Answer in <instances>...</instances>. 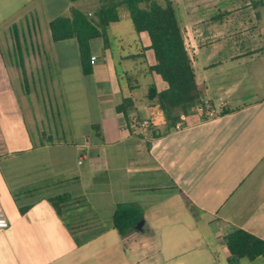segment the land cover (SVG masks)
I'll return each instance as SVG.
<instances>
[{
  "label": "crops",
  "instance_id": "crops-1",
  "mask_svg": "<svg viewBox=\"0 0 264 264\" xmlns=\"http://www.w3.org/2000/svg\"><path fill=\"white\" fill-rule=\"evenodd\" d=\"M239 1L172 0L199 99L171 126L135 75L165 88L146 33L119 40V70L103 31L84 75L49 23L96 0H0V264H264L225 243L264 241V9ZM119 204L142 211L123 234Z\"/></svg>",
  "mask_w": 264,
  "mask_h": 264
},
{
  "label": "trees",
  "instance_id": "trees-1",
  "mask_svg": "<svg viewBox=\"0 0 264 264\" xmlns=\"http://www.w3.org/2000/svg\"><path fill=\"white\" fill-rule=\"evenodd\" d=\"M76 2L79 0H68ZM93 12L71 9L69 16L57 17L49 23L53 41L75 39L78 45L81 71L91 74V41L103 35L105 27L119 20V9L126 8L134 31L146 33L149 49L153 54L151 73L164 83L162 90L155 84L147 87L146 96L155 100L158 109L173 126L179 115L194 112L199 91L195 82L191 60L185 49L182 29L172 0H96ZM131 98H124L115 110L128 117L132 107ZM53 204L55 201H52ZM142 219V211L133 204H119L113 216V228L123 234ZM225 243L235 258L252 260L264 256V241L243 230L227 234Z\"/></svg>",
  "mask_w": 264,
  "mask_h": 264
},
{
  "label": "rangeland",
  "instance_id": "rangeland-1",
  "mask_svg": "<svg viewBox=\"0 0 264 264\" xmlns=\"http://www.w3.org/2000/svg\"><path fill=\"white\" fill-rule=\"evenodd\" d=\"M252 3H253L252 0H240L237 8L238 9H253L254 8L253 6H255V9H264V0H255L254 5H252ZM208 7H212V9H215L214 1H212V4H208ZM56 10L58 9H53V11H56ZM260 13H261V16H264L263 10H260ZM104 31H105L104 38L109 43L110 50H111L110 52H111V55L113 56L112 65L114 66L115 69L121 70V67L124 66V64H122L121 66L120 64L117 63L116 58H115L116 55H118L119 53L125 54L128 50L133 51L134 49V46L131 45L130 47L124 48V51H123V48L121 47V43L119 41L122 38L125 41V43H132V39H134L135 32L133 30V26L131 24L127 9L120 8L119 9V20L115 24L109 25ZM97 54L99 55V51L97 52ZM128 74L126 78L123 77L122 79L124 83L127 78L129 79ZM135 75L137 76V79L139 82L145 83L146 85L152 84L154 82L150 78H147V77L145 78V76L141 73H135ZM157 80L160 81L159 77Z\"/></svg>",
  "mask_w": 264,
  "mask_h": 264
},
{
  "label": "built area",
  "instance_id": "built-area-1",
  "mask_svg": "<svg viewBox=\"0 0 264 264\" xmlns=\"http://www.w3.org/2000/svg\"><path fill=\"white\" fill-rule=\"evenodd\" d=\"M95 60V57H91L90 58V63L92 64ZM131 124H132V127L134 129H138V128H147L148 127V124L146 122H142V123H139L136 119H133L131 121ZM9 226V223L4 215V212L2 210V207L0 205V230L1 229H6L7 227Z\"/></svg>",
  "mask_w": 264,
  "mask_h": 264
}]
</instances>
